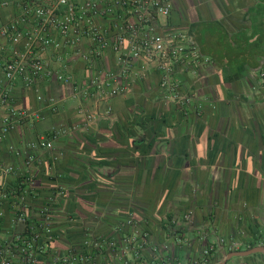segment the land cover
<instances>
[{"label":"crops","instance_id":"1","mask_svg":"<svg viewBox=\"0 0 264 264\" xmlns=\"http://www.w3.org/2000/svg\"><path fill=\"white\" fill-rule=\"evenodd\" d=\"M166 23L210 61L196 77L174 71L190 97L185 104L167 98L151 69L125 95L83 102L97 115L83 129L71 86L15 84L12 107L38 118L15 121L0 144V162L16 170L0 177L11 192L0 202V257L19 262V238L30 224L39 232L49 226L32 252L55 264L83 249L81 234L106 239L132 217L147 233L141 264H191L208 246L215 248L210 264H264V0H173ZM49 63L60 67L53 56ZM102 64L116 71L111 50ZM65 65L83 76L72 56ZM73 126L53 150L36 147L53 129ZM30 155L38 160L29 168L33 184L20 191ZM87 247L78 252L91 258L85 264H121L115 254L95 260Z\"/></svg>","mask_w":264,"mask_h":264},{"label":"built area","instance_id":"2","mask_svg":"<svg viewBox=\"0 0 264 264\" xmlns=\"http://www.w3.org/2000/svg\"><path fill=\"white\" fill-rule=\"evenodd\" d=\"M172 8L173 0H0V13L7 14L0 20V144L15 121L38 118L37 114L12 107L11 95L17 82L25 88L41 81L71 86L74 95L81 98L76 113L83 118V129L97 117L83 102L94 100L97 105L125 95L131 85L147 77L151 69L159 72L160 88L170 101L189 102L190 97L182 91L180 81L173 76L174 71L179 69L196 77L210 61L190 45L185 31L167 26ZM98 18L107 19V25L100 24ZM107 50L113 52L115 72L106 70L102 64ZM51 56L60 66L58 69L49 65ZM70 56L83 65L81 78L64 72ZM49 105L55 110L53 99L49 100ZM109 113L110 108H107L105 114ZM77 129L78 126L55 128L48 137L41 138L36 147L51 151L56 141ZM12 151L19 156L17 150L12 148ZM36 161L33 155L26 158L24 166L28 173H20V191L33 184L29 168ZM15 173L13 166L0 162V177ZM10 193L9 188L0 187V202ZM16 218L25 222L21 211ZM185 219L190 221V214ZM46 221L48 223L49 219ZM122 228H127L129 233L121 235ZM45 229L39 232L29 225L28 241L16 249L20 257L16 264H43L35 257L32 247L44 233H49L48 225ZM115 236L105 244L109 255L116 252L121 264H141L147 243V233L141 224L128 217ZM87 239L82 243L84 246L101 248L102 244ZM214 251V246H208L191 264H210ZM13 258L14 255L0 257V264H15ZM90 259L73 249L60 256L55 264H85Z\"/></svg>","mask_w":264,"mask_h":264},{"label":"trees","instance_id":"3","mask_svg":"<svg viewBox=\"0 0 264 264\" xmlns=\"http://www.w3.org/2000/svg\"><path fill=\"white\" fill-rule=\"evenodd\" d=\"M28 232V233H27ZM27 232L24 234L25 236L22 238V239H20L19 240V242H20V244L19 245H23L25 242H27L28 241V237H29V231L27 230ZM121 235H126V234H128L129 233V230L127 229V228H122V230H121ZM116 236L114 235V236H110L109 238H106V239H97V240H94L95 241V243H100V244H102V246H101V248L100 249H95V248H93L92 246H90L91 248H92V258L94 259V257H95V260L96 259H98V258H101V257H103V258H105L106 256H109V252H108V250L105 248V244L108 242V241H110V240H112V239H114ZM24 240H26V241H24ZM43 240V238L41 237L40 238V240L38 241V243L37 244H39L41 241ZM84 241H86V237H85V234H81V236H80V244H79V246L80 247H82L83 246V249L82 250H77L76 249V247H73L72 249H74L75 248V251H77V252H81V251H83V252H85V251H87V249H89L87 246H84V245H82V243L84 242ZM119 243V242H118ZM104 244V245H103ZM79 247V248H80ZM116 252H114V254H115ZM116 255V254H115ZM97 257V258H96ZM96 264H98V262H96ZM99 264H107V262H102V263H99Z\"/></svg>","mask_w":264,"mask_h":264},{"label":"water","instance_id":"4","mask_svg":"<svg viewBox=\"0 0 264 264\" xmlns=\"http://www.w3.org/2000/svg\"><path fill=\"white\" fill-rule=\"evenodd\" d=\"M258 251V249H254V250H252V251H250V252H248V253H255V252H257ZM240 253H236V254H232V256H234V255H239Z\"/></svg>","mask_w":264,"mask_h":264},{"label":"rangeland","instance_id":"5","mask_svg":"<svg viewBox=\"0 0 264 264\" xmlns=\"http://www.w3.org/2000/svg\"><path fill=\"white\" fill-rule=\"evenodd\" d=\"M6 13H3V15L2 16H4V17H6L7 16V14L5 15Z\"/></svg>","mask_w":264,"mask_h":264}]
</instances>
